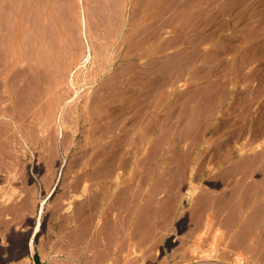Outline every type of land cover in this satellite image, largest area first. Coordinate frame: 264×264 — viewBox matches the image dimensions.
<instances>
[{
  "label": "rangeland",
  "instance_id": "1",
  "mask_svg": "<svg viewBox=\"0 0 264 264\" xmlns=\"http://www.w3.org/2000/svg\"><path fill=\"white\" fill-rule=\"evenodd\" d=\"M2 108L0 264H264V0H0Z\"/></svg>",
  "mask_w": 264,
  "mask_h": 264
},
{
  "label": "bare ground",
  "instance_id": "2",
  "mask_svg": "<svg viewBox=\"0 0 264 264\" xmlns=\"http://www.w3.org/2000/svg\"><path fill=\"white\" fill-rule=\"evenodd\" d=\"M19 57V56H18ZM37 61V60H36ZM30 72V71H29ZM42 78V77H41ZM23 79V78H22ZM21 87V86H20ZM4 100H6V99H4ZM5 103V102H4ZM4 107V106H3ZM10 108V107H9ZM2 110H3V112L1 111V109H0V118H3V119H9V120H11L12 119V121H13V119H14V117L13 116H11V115H9V114H7V112H4V110L5 111H7L5 108H2ZM261 157V156H260ZM251 160V159H250ZM254 162V161H253ZM246 163V162H245ZM243 165V164H242ZM245 165V164H244ZM247 165V164H246ZM91 167V166H90ZM243 167V166H242ZM243 169V168H242ZM235 187V186H234ZM256 225V224H255ZM237 228H238V226H237ZM243 228V227H242ZM241 229V228H240ZM244 229V228H243ZM259 229V228H258ZM236 230H234V232H235ZM245 231H247V228L245 229ZM259 231V230H258ZM239 232V231H238ZM241 232H242V230H241ZM236 233V232H235ZM234 233V234H235ZM246 235V233L244 232V233H241V236L242 235ZM246 238V236H243V238ZM260 238V237H259ZM234 239V238H233ZM235 242V241H234ZM264 242V241H263ZM247 243V242H246ZM241 244H242V242H241ZM29 245H30V251H32V243H31V240H30V243H29ZM249 245V244H248ZM235 248V247H234ZM240 249V248H239ZM213 254H211V252L209 253H206V254H204V258H206V259H209V260H213V256H212ZM232 256H233V258L235 259L234 260V262L232 263V264H239L240 263V260H241V258H242V255L239 253V252H236V250L234 251L233 250V252H232V254H231ZM224 264H227V263H224ZM230 264V263H229Z\"/></svg>",
  "mask_w": 264,
  "mask_h": 264
}]
</instances>
